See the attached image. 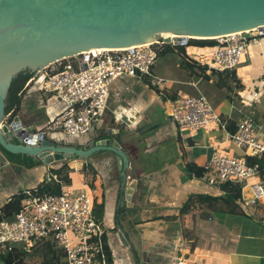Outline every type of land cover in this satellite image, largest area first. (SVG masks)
I'll return each mask as SVG.
<instances>
[{"label": "crops", "instance_id": "1", "mask_svg": "<svg viewBox=\"0 0 264 264\" xmlns=\"http://www.w3.org/2000/svg\"><path fill=\"white\" fill-rule=\"evenodd\" d=\"M203 48L191 46L186 49L187 56L181 58V51L177 49L164 55L161 64L156 62L153 73L163 79V87L153 88L147 81L129 76L117 78L110 86L109 93L117 102L126 106H132L134 102L141 105L139 115L135 116L136 123L140 120L139 125L134 127L133 122L127 131L152 128L147 134L124 144L130 158L128 178L138 179L133 207L119 205L121 159L111 152H98L85 158L84 165H91L96 173L92 170L83 172L80 167L74 169L79 180L73 179L70 188L63 187V190L73 189L74 192L86 190L93 197H101L104 192L103 225L109 233L115 264H173L180 255L212 264H264V198L257 204L249 202L255 196L253 185L257 181L264 183V169L260 175L242 183L243 214L228 211L221 203L217 204L219 207L209 208L197 198L193 199L188 211L181 212L190 196L225 193L221 185L211 186L191 175L188 165L194 163L206 167L218 153L240 156L243 152L230 135L233 134L231 129L238 128L245 114L253 117L259 137L264 140V91L250 104H245L243 99L246 94L251 98L260 88L264 35L250 44L239 65L230 71L220 72L209 65L210 57L202 59L199 51ZM168 55L171 56L168 58ZM30 87L23 90L16 114L23 122L46 130L52 119L63 113L65 104L50 93ZM158 89L163 92L159 93ZM164 93L177 98L203 96L227 126L213 123L194 130H181L167 115V101L161 98ZM116 111L107 103L105 114L77 141L106 138L110 129L126 126L127 120L117 118ZM54 135L63 143L75 140L60 131ZM70 161L74 164L78 160ZM62 163L41 162L31 168L21 165L22 170L17 173L11 162L7 167H0V209L20 190L34 188L50 179L53 176L51 169ZM92 183L97 190L90 186ZM134 207L136 210L130 212ZM117 210H120V227L115 230ZM120 228L124 229L128 244L122 241L118 233Z\"/></svg>", "mask_w": 264, "mask_h": 264}, {"label": "water", "instance_id": "2", "mask_svg": "<svg viewBox=\"0 0 264 264\" xmlns=\"http://www.w3.org/2000/svg\"><path fill=\"white\" fill-rule=\"evenodd\" d=\"M256 29L264 33V0H0V167L10 163L4 151L45 164L111 152L121 159L119 205L133 207L138 179L128 178L130 158L124 144L152 128L110 129L99 140L59 142L13 115L14 110L7 111L14 77L25 70L36 76L60 60L94 50L158 41L181 45L188 38ZM22 166H15V172ZM120 236L128 244L123 232Z\"/></svg>", "mask_w": 264, "mask_h": 264}, {"label": "built area", "instance_id": "3", "mask_svg": "<svg viewBox=\"0 0 264 264\" xmlns=\"http://www.w3.org/2000/svg\"><path fill=\"white\" fill-rule=\"evenodd\" d=\"M262 35L264 33L256 29L214 38L216 44L206 48L212 53L211 66L220 72L233 70L250 44L257 42ZM165 43L158 41L130 48L90 51L60 60L33 76L26 88L42 75L45 90L54 92L65 104L63 113L52 119L44 130L47 136L55 139L56 131L66 133L73 140L87 135L100 119L110 86L117 78L129 76L146 80L151 77L153 86L163 87V79L156 78L153 70ZM259 81L260 88L252 93L251 98L248 94L243 96L245 104L259 98L264 91V66ZM166 112L181 130H194L213 123L226 125L203 96L168 99ZM132 124L127 121L126 127L130 129ZM258 131L253 117L245 114L237 132L230 135L243 153L240 156L215 154L200 180L211 186H220L227 181L243 183L260 175L264 169L260 163L264 161V140ZM77 160L74 164L69 160V164L75 169L83 168L84 160ZM52 177L56 178L55 175ZM22 190L27 196L20 211L8 213L0 209L1 253L15 248L30 251L38 239L52 238L64 251L66 264H107L102 241L106 228L93 214V195L86 193L70 197L65 190L61 194H35L31 188ZM253 191L255 196L249 202L257 204L264 198V183L257 181ZM118 233L120 235L121 230ZM173 264L212 263L180 255Z\"/></svg>", "mask_w": 264, "mask_h": 264}, {"label": "trees", "instance_id": "4", "mask_svg": "<svg viewBox=\"0 0 264 264\" xmlns=\"http://www.w3.org/2000/svg\"><path fill=\"white\" fill-rule=\"evenodd\" d=\"M203 42H196L199 44H207L209 46L215 45L216 40L214 38L203 39ZM195 42V41H194ZM178 49V46L173 45L171 43H165L163 48L159 51V57L164 56L168 53L175 52ZM184 64V61L181 62ZM34 76V72L30 70H25L20 72L17 76L14 77L11 87L9 90L8 96V112H13L15 115L18 112V107L20 104V97L23 90L26 88L27 83L29 80ZM147 84L151 87L156 88L152 85L151 77L146 78ZM159 93L163 91L157 90ZM162 100L165 102L168 99H176V96H168L166 93L162 94ZM227 126V123L225 121ZM120 129L122 132H126L127 128L125 125L121 126ZM238 129V128H237ZM237 129H231L232 133L237 132ZM9 161L14 165H23L26 167H34L41 164V160H34L31 156L23 155V154H11L4 151ZM261 165L264 167V161L260 162ZM70 165L69 162L65 161L59 167L52 168V174L56 176V178L45 179L41 183H39L36 187L31 188L33 193L35 194H61L63 192V187L67 184H71L72 179L70 177ZM84 171L92 170L93 173L96 171L92 168L91 165L84 166ZM188 171L191 175H195L198 179H201L207 169L206 167L198 166L194 163H190L188 165ZM242 186L243 184L240 182L235 181H227L221 185L225 190V193L219 196H212L209 194H199L197 196H190L189 199L185 202V205L181 209V212H186L191 208L192 203L194 202V198H197L201 203H204L209 208H216L219 207L217 204L221 203L223 206H226V209L231 212L236 213H244V203H243V195H242ZM91 187H94V184H91ZM27 196L24 190H20L16 194H14L8 204L3 207L8 213H17L20 211L22 206V201L24 197ZM101 198V200H100ZM222 206V207H223ZM105 208H106V201L104 192L102 196L99 197L95 195L93 197V214L96 217V220L101 224L104 223V216H105ZM121 210V208H120ZM120 210L116 212V223L117 226L115 230L118 229L120 225ZM136 210V208H131L130 212ZM120 227V226H119ZM121 232L124 233V229L120 228ZM125 234V233H124ZM103 241V249H104V256L107 264H115V256L113 251V246L109 237L108 231L104 232L102 236ZM38 256L41 258L40 264H66L65 263V254L62 248H60L56 242L52 238L46 239H38L35 244H33L30 251H27L25 248H15L11 251L6 253L0 252V261L4 262L5 264H31L30 259Z\"/></svg>", "mask_w": 264, "mask_h": 264}, {"label": "rangeland", "instance_id": "5", "mask_svg": "<svg viewBox=\"0 0 264 264\" xmlns=\"http://www.w3.org/2000/svg\"><path fill=\"white\" fill-rule=\"evenodd\" d=\"M195 41V42H194ZM204 40L203 39H197V38H192V39H189L188 42L186 43V45H177L178 46V50L181 51L179 52L181 56H179L180 58L183 57V55H186L187 56V52L188 48H190L191 46L193 47H204V50H199L201 51V55H202V59L206 60L207 58H209L210 56H212V53L208 52L207 51V44H199V43H196V42H203ZM177 54V53H176ZM172 55V54H171ZM170 55V56H171ZM169 55L166 56V57H170ZM175 56V54H174ZM165 56H162V57H159L158 60H157V65L158 64H161L163 59H164ZM188 60V59H187ZM156 65V64H155ZM211 65V64H209ZM155 69V68H154ZM235 69V68H234ZM155 73V72H154ZM156 78H159L155 75ZM162 79V78H161ZM36 89V90H43V92H46V93H50L52 94L53 96L56 97V94L52 91H47L45 90L44 88V83L42 82V75L38 77L37 81L34 82L30 88H33ZM57 98V97H56ZM109 103L111 106L115 107V109H117L116 111V116L117 118H123L124 120H127V121H131V122H135L133 125L134 127H137L140 123V120L136 123V120H135V116H138L139 115V111H140V104L139 106L137 105L136 102H134V104H132V106H126L125 104H122V103H119L117 102L114 98H113V95H108V98H107V101H106V104ZM139 107V108H138ZM105 114V112L102 113V115ZM23 115V114H22ZM26 115V114H24ZM75 168H71L70 169V175H71V178H72V182H73V179L75 180H79V175H77L76 171L74 170ZM83 172H85L83 170ZM46 174V173H45ZM81 184V182H79ZM68 188H70L71 184H67ZM91 186V185H90ZM93 189L97 190L98 187H96L94 185V187H92ZM65 192L70 196V197H77L79 195H82L84 193H86V190H83L82 192H74L73 189H70V191H67L65 190ZM30 262L31 264H40L41 263V258L38 257V256H35L33 258L30 259ZM0 264H5L4 262H1L0 261Z\"/></svg>", "mask_w": 264, "mask_h": 264}, {"label": "bare ground", "instance_id": "6", "mask_svg": "<svg viewBox=\"0 0 264 264\" xmlns=\"http://www.w3.org/2000/svg\"><path fill=\"white\" fill-rule=\"evenodd\" d=\"M194 38H196V37H194ZM192 39V38H191ZM197 39H204V38H197Z\"/></svg>", "mask_w": 264, "mask_h": 264}, {"label": "clouds", "instance_id": "7", "mask_svg": "<svg viewBox=\"0 0 264 264\" xmlns=\"http://www.w3.org/2000/svg\"><path fill=\"white\" fill-rule=\"evenodd\" d=\"M68 162V161H67Z\"/></svg>", "mask_w": 264, "mask_h": 264}, {"label": "flooded vegetation", "instance_id": "8", "mask_svg": "<svg viewBox=\"0 0 264 264\" xmlns=\"http://www.w3.org/2000/svg\"><path fill=\"white\" fill-rule=\"evenodd\" d=\"M75 144V143H74Z\"/></svg>", "mask_w": 264, "mask_h": 264}]
</instances>
